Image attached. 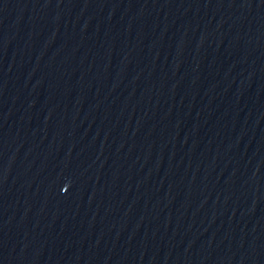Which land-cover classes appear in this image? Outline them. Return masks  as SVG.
Masks as SVG:
<instances>
[{
	"label": "water",
	"instance_id": "water-1",
	"mask_svg": "<svg viewBox=\"0 0 264 264\" xmlns=\"http://www.w3.org/2000/svg\"><path fill=\"white\" fill-rule=\"evenodd\" d=\"M0 264H264V0H0Z\"/></svg>",
	"mask_w": 264,
	"mask_h": 264
}]
</instances>
